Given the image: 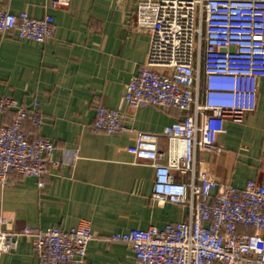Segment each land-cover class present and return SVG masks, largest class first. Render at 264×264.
<instances>
[{
  "label": "built area",
  "instance_id": "2783aa9c",
  "mask_svg": "<svg viewBox=\"0 0 264 264\" xmlns=\"http://www.w3.org/2000/svg\"><path fill=\"white\" fill-rule=\"evenodd\" d=\"M70 2L50 0L49 7L67 8ZM153 2L147 59L128 83L125 102L184 113L163 131L168 150L160 149L159 134L129 125L120 109L97 105L93 129L135 133L136 143L128 151L155 168L153 199L187 208L188 219L118 232L111 240L130 245L137 264H264V184L254 179L242 189L220 184L197 161L199 151H219L217 139L227 120L241 123L256 109L258 83L264 78V0ZM55 29L51 14L34 18L0 8L1 35L44 42ZM7 111L16 117L11 125H0V187L34 177L42 189L61 161L54 157L58 147L53 141L31 140L26 132V123L34 128L44 123L40 103L22 105L6 95L0 112ZM77 157L75 151L73 160ZM10 220L0 215V253L16 251L25 237L38 264H86L95 238L87 224L9 231L4 227Z\"/></svg>",
  "mask_w": 264,
  "mask_h": 264
},
{
  "label": "crops",
  "instance_id": "0c3cea01",
  "mask_svg": "<svg viewBox=\"0 0 264 264\" xmlns=\"http://www.w3.org/2000/svg\"><path fill=\"white\" fill-rule=\"evenodd\" d=\"M49 4L0 0V8L14 14L55 18V33L44 42L0 34V99L7 95L22 105L40 103L44 123L39 128L26 123V132L31 140L53 141L58 147L54 157L61 161L42 189L34 177L0 187V215L11 219L4 228L69 230L87 224L95 238L86 264H137L132 247L111 236L186 220L188 209L153 199L155 168L128 151L135 133L97 132L93 122L97 105L120 109L135 130L159 134L160 149L167 152L163 131L184 113L125 102L128 83L147 59L155 2L71 0L58 9ZM15 117L14 111L0 112V125H11ZM225 129L217 139L219 151L198 152V168L238 189L252 179L264 184V78L255 111L241 123L227 120ZM178 178L188 181L189 176ZM0 264H38L31 241L20 238L16 251L0 253Z\"/></svg>",
  "mask_w": 264,
  "mask_h": 264
},
{
  "label": "bare ground",
  "instance_id": "6f19581e",
  "mask_svg": "<svg viewBox=\"0 0 264 264\" xmlns=\"http://www.w3.org/2000/svg\"><path fill=\"white\" fill-rule=\"evenodd\" d=\"M226 102V101H225Z\"/></svg>",
  "mask_w": 264,
  "mask_h": 264
}]
</instances>
